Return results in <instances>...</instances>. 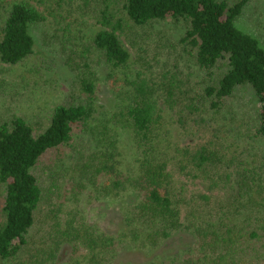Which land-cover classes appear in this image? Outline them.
<instances>
[{
  "label": "trees",
  "instance_id": "obj_1",
  "mask_svg": "<svg viewBox=\"0 0 264 264\" xmlns=\"http://www.w3.org/2000/svg\"><path fill=\"white\" fill-rule=\"evenodd\" d=\"M250 0H0V62L18 65L34 52V37L31 28L49 24L53 33L49 44L56 43L66 54L64 64L77 74L80 100L77 103H61L54 107L46 126L33 127L24 117L13 115L0 119V261H17L30 264L21 257L28 245V235L34 226L39 204L45 198V186L37 172L44 156L71 142L75 134L82 136L92 130L91 123L97 119L96 69H107L106 78L113 91L123 98L120 117L133 133V138L142 154L139 160V175L130 178V185L140 193L136 202L129 205V219L140 221V231L109 236L92 226H66L49 249H36L32 264L52 260L58 244L64 240L84 239L90 257L98 255L104 248L114 249L117 240L142 233L150 244L160 243L179 229L191 230L202 245L210 227L199 209L207 201L208 194L186 196L183 186L172 190L173 173L167 158L153 156L151 145L158 138L155 129L162 118L161 98L166 105L176 100L182 90L183 80L176 69H164L161 83L153 75L142 70L131 76H122L130 53L118 33L128 24L146 27L171 21L180 26L179 40L184 55H188L201 73L204 86L201 105L189 97L179 110L183 121L201 110L213 113L225 111L232 117L239 108L247 115L251 128L248 136L264 142V48L253 35L236 27L235 21ZM66 10L77 20H91L98 27L88 28L87 42L64 48L68 38L67 27L59 26L54 8ZM51 15L53 20L48 18ZM46 34V32H44ZM44 36V35H43ZM68 36V35H67ZM76 39V38H75ZM51 40V41H50ZM174 67V66H172ZM181 73L183 70L179 69ZM160 94H162L160 96ZM82 97V99H81ZM204 108V109H203ZM234 118H231L233 121ZM105 128V124L103 126ZM106 129V128H105ZM230 124L229 131L232 132ZM106 132V131H105ZM234 136V135H233ZM235 137V136H234ZM236 138V137H235ZM223 145L209 139L196 148L175 147L170 158L187 177L200 181L209 180L210 189L221 184L232 188L230 197L235 202H250V178H255L246 168L232 177V158H227ZM113 156V154H112ZM111 156V158H112ZM108 156L91 169L98 175L105 171L110 178V188L120 193L126 189V179L114 164H108ZM110 158V159H111ZM240 165V163L238 164ZM225 167L224 169H222ZM87 170V169H86ZM92 171V172H93ZM259 176V175H258ZM263 174H261L262 178ZM259 178L258 180H261ZM264 181V178H263ZM264 184V183H263ZM263 184H257L260 192ZM231 203V201H230ZM264 209L262 202H256ZM191 211L182 220V207ZM131 217V218H130ZM260 228V226H258ZM224 235L220 236L222 260L226 264L236 263L245 253L258 254L255 244L264 249V230L224 224ZM213 233V232H212ZM200 243V244H201ZM259 245V244H258ZM258 247V246H257ZM103 252V251H102ZM101 253V252H100ZM184 263H188L184 260Z\"/></svg>",
  "mask_w": 264,
  "mask_h": 264
},
{
  "label": "rangeland",
  "instance_id": "obj_2",
  "mask_svg": "<svg viewBox=\"0 0 264 264\" xmlns=\"http://www.w3.org/2000/svg\"><path fill=\"white\" fill-rule=\"evenodd\" d=\"M225 1L232 3L237 0ZM53 14L57 15L59 26L67 27L68 30L65 32L68 40L63 49H68L72 44H76L72 47L77 49L87 42L88 28L98 27L91 20H76L68 11L56 7ZM48 18L53 20L51 15ZM235 25L255 36L264 48V0H250L236 19ZM179 27L169 20L146 27L128 24L118 34L130 53V61L119 74L129 77L142 70L161 83L164 69H176L178 65L183 70L184 73L179 69L175 72L183 80L184 92L177 94L176 100L167 105L161 98L162 118L155 124L154 131L158 138L151 145L154 150L151 154L168 159L167 169L173 173L170 184L172 190L183 186L186 196L202 192L208 194L209 198L202 203L198 212L199 219L203 218L208 222L211 233L205 232L208 236L202 245L191 230L182 228L155 244L145 241L139 232L138 235L133 234L134 240L131 243L128 236L124 237L122 241H116L113 250L104 248L103 252L100 251L93 258L90 257L84 239H63L58 244L53 259L42 264H186L184 260H187V264H226L222 260L220 242V236L224 235V224L264 230V209L261 204H256H264V142L249 138L251 122L247 115L239 108L234 109V117L226 110L213 113L205 109L184 117L183 121L179 119V110L183 102H188L189 97L195 98L194 102L201 105L204 86V80L201 73L196 72L193 60L183 54L178 42ZM53 32L49 24L31 28L35 41L33 54L18 65L0 62V119L17 115L24 117L34 128L46 126L56 105L77 103L80 100L77 74L64 64L66 54L56 43L46 42ZM106 72L107 69L103 66L96 69L97 119L91 123L92 130L82 136L75 134L69 144L48 152L38 166L37 172L41 175L46 196L39 204L35 224L28 235V245L21 254L27 263L32 264L34 261L36 249L51 248L59 235L58 231L69 222L74 226L95 227L114 238L130 234L134 229L140 231V221L136 222L133 217L129 219L128 225L125 218L131 216L128 207L140 195L129 181L139 175L138 164L142 154L132 130L119 115L124 98L121 94L125 88L117 95L109 82L104 80ZM231 118H234L233 121ZM230 124L232 132L229 131ZM215 137L228 146L223 150L228 159H233L230 167L232 177H236L243 168L255 176L249 177L250 182L255 181L251 185L250 202H235L230 197L231 187L222 188L219 184L210 189L209 180L200 181L197 177H187L176 166L172 167L170 158L175 147L196 148ZM106 156L109 157L107 163L114 164L128 178L126 189L120 193L110 188L111 179H107L105 171L98 176L91 169V166L93 168L96 164L99 165V161ZM261 174L262 178L259 177ZM258 183L263 184L260 192H256ZM190 212L188 206L182 207L183 221H186L184 216ZM258 244L254 246L259 253H245L239 257L238 264H264V249H260L262 242ZM16 263L17 261L12 260L0 261V264Z\"/></svg>",
  "mask_w": 264,
  "mask_h": 264
}]
</instances>
